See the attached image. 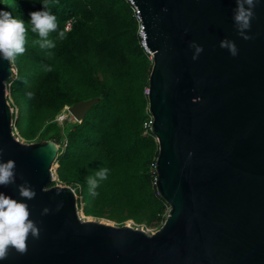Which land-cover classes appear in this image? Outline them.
I'll return each instance as SVG.
<instances>
[{
	"label": "water",
	"instance_id": "obj_1",
	"mask_svg": "<svg viewBox=\"0 0 264 264\" xmlns=\"http://www.w3.org/2000/svg\"><path fill=\"white\" fill-rule=\"evenodd\" d=\"M131 1L152 63L147 110L166 217L150 234L81 219L74 189L48 186L59 145L14 136L5 92L14 68L0 59V158L15 161L17 177L0 191L21 200L27 181L36 196L24 202L40 228L26 254L13 250L0 264H264V0L250 40L234 24L236 0ZM225 39L238 55L220 46ZM192 42L203 47L195 60ZM97 101L67 106L69 119Z\"/></svg>",
	"mask_w": 264,
	"mask_h": 264
},
{
	"label": "trees",
	"instance_id": "obj_2",
	"mask_svg": "<svg viewBox=\"0 0 264 264\" xmlns=\"http://www.w3.org/2000/svg\"><path fill=\"white\" fill-rule=\"evenodd\" d=\"M44 4L57 17L48 36L55 47L42 48L26 24V51L12 62L15 72L6 82L19 136L59 145L57 178L74 189L85 216L159 228L168 205L154 185L158 145L144 126L152 63L133 6L127 0H0V10L29 23ZM91 98L98 101L81 121H69L68 108L61 123L56 119L65 106ZM101 169L105 179L96 175Z\"/></svg>",
	"mask_w": 264,
	"mask_h": 264
},
{
	"label": "clouds",
	"instance_id": "obj_3",
	"mask_svg": "<svg viewBox=\"0 0 264 264\" xmlns=\"http://www.w3.org/2000/svg\"><path fill=\"white\" fill-rule=\"evenodd\" d=\"M258 3L259 0H236L237 6L233 10V21L238 34L245 40L252 39L247 32L251 29V22L255 17L254 9ZM26 24L31 25L32 32L39 34L42 40L40 42L42 48L55 47L48 36L51 32L57 30L58 22L57 17L48 10L47 4H44L43 10L30 13L29 23H26L23 19L14 18L10 12L0 11V59L14 62L18 55L25 53L28 31ZM60 37L64 38L63 31L60 32ZM220 46L228 49L232 56L238 55L239 50L234 41L225 39L221 41ZM190 47L195 49L193 59H198L200 53L203 52V47L195 42H192ZM29 96H31V93H29ZM96 175L100 179H105L107 169L99 170ZM16 178L15 161L11 159L4 161L0 158V187L15 184ZM88 183L90 188H95L97 185V181L91 177L88 178ZM17 187L20 197L23 198L21 200L14 199L0 191V260L8 259L13 250L21 255L26 254L29 236L31 235L37 239L40 236V228L36 222L30 219L29 205L24 202L25 200L34 199L36 192L27 181ZM48 213L49 209L45 208L42 214Z\"/></svg>",
	"mask_w": 264,
	"mask_h": 264
},
{
	"label": "rangeland",
	"instance_id": "obj_4",
	"mask_svg": "<svg viewBox=\"0 0 264 264\" xmlns=\"http://www.w3.org/2000/svg\"><path fill=\"white\" fill-rule=\"evenodd\" d=\"M130 4H131V3H130ZM131 5H132V4H131ZM132 6H133V5H132ZM133 9H134V6H133ZM134 12H135V10H134ZM135 14H136V13H135ZM136 16H137V15H136ZM137 18H138V17H137ZM138 20H139V18H138ZM139 23H140V22H139ZM139 27H140V26H139ZM139 29L141 30V28H139ZM149 58H150V56H149ZM12 65H13V64H12ZM151 65H152V64H151ZM14 72H15V69H14ZM8 87H9V84L6 83L5 92H6V96H7V98H8V102H9L11 108H12V127H13V128H12V132H13L14 136H15L17 139H19L20 141L24 142V143L38 142V141L36 140V138H34V139H32V140H30V141L28 142V141H25L23 138H21V137L19 136L18 131L16 130V128H15V126H14V121H15V118H16V112H17V110H16V108L11 104V99H9V98H10V95H9V89H8ZM65 107H66V106H65ZM65 107L63 108V110H61V111L58 113L57 118H56L57 120H59L60 123L62 122L63 119H65V118H64V116H65V114H66V112L64 111V110H66ZM68 117H69V116H68ZM68 120L71 121L69 118H68ZM72 121H74V120H72ZM77 122H78V121H77ZM61 148H63V145H61ZM54 165H55V167L53 168V171H52L53 174H54L53 181H52L48 186H52V185H66V184L60 182V181L58 180L57 176L55 175V171H56V169H57V167H58V163L56 162V160H55ZM54 170H55V171H54ZM51 184H52V185H51ZM78 209H79V210H78V215H79L80 218L83 219V220L102 221V222H107V223H110V224H112V225H116V226H120V225H130V226L135 227V228L143 229V230H145L148 234H150V233H152V232H154L155 230L158 229V227L147 228V227L144 226L143 223H141V224H137V223L133 222V220H131V219L124 221L122 224H118V223H116V222H114V221L107 220V219H104V218H95V217H92V216H85V215L82 214V209H81V207L78 208ZM167 211H168V209L166 210L165 215L167 214ZM165 217H166V216H165Z\"/></svg>",
	"mask_w": 264,
	"mask_h": 264
},
{
	"label": "built area",
	"instance_id": "obj_5",
	"mask_svg": "<svg viewBox=\"0 0 264 264\" xmlns=\"http://www.w3.org/2000/svg\"><path fill=\"white\" fill-rule=\"evenodd\" d=\"M127 1H129V2L132 4V1H131V0H127ZM134 10H135V13H136V15H137V17H138V12H137V10H136L135 7H134ZM0 11H1V10H0ZM70 24H71V21H68V22L66 23V25H65V29H66V30L70 28ZM151 123H152V117L149 115V120H148L146 123H144V126H145L146 128H149L150 125H151Z\"/></svg>",
	"mask_w": 264,
	"mask_h": 264
},
{
	"label": "bare ground",
	"instance_id": "obj_6",
	"mask_svg": "<svg viewBox=\"0 0 264 264\" xmlns=\"http://www.w3.org/2000/svg\"><path fill=\"white\" fill-rule=\"evenodd\" d=\"M68 107H66L65 109H67ZM65 111V110H64ZM72 121V120H71ZM55 167V165L53 164L52 165V167H51V169H52V171H53V168ZM55 171V170H54ZM53 177H54V174H53Z\"/></svg>",
	"mask_w": 264,
	"mask_h": 264
}]
</instances>
